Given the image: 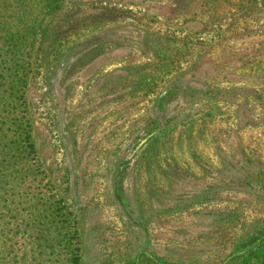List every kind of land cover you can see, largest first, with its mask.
<instances>
[{
    "label": "rangeland",
    "instance_id": "obj_1",
    "mask_svg": "<svg viewBox=\"0 0 264 264\" xmlns=\"http://www.w3.org/2000/svg\"><path fill=\"white\" fill-rule=\"evenodd\" d=\"M45 4L0 0V264H264V0Z\"/></svg>",
    "mask_w": 264,
    "mask_h": 264
},
{
    "label": "trees",
    "instance_id": "obj_2",
    "mask_svg": "<svg viewBox=\"0 0 264 264\" xmlns=\"http://www.w3.org/2000/svg\"><path fill=\"white\" fill-rule=\"evenodd\" d=\"M46 4L45 6L52 11H55L59 6H60V1L61 0H45ZM16 21V17L14 16H10V17H6V18H2L0 17V30H3L5 36L7 35V39L8 41L13 42L12 46L17 45L18 43H24L26 39H29V44L33 43L35 41V32H36V26H38L34 21H24V22H13ZM17 27V30H16ZM3 63L1 66V70L4 71L3 75H0V78L2 80V82L0 83V89L2 86H5L3 88V92L6 91H11L12 95H17L18 93H20L21 95H23V92L21 91L22 86H18L21 85V83H25V78H23L19 72V76L17 75V73L14 76H18V78L16 77H10L12 76V74H6L5 73V69L4 68V60H2L1 58V62ZM13 65H19V64H13ZM12 65V66H13ZM11 66V65H10ZM6 67V66H5ZM0 91V92H2ZM2 96H0L1 99ZM11 125V126H10ZM9 127L6 126L5 127V121L1 122L0 121V139H4L7 137V135H13V134H18V137L23 136L24 133H28V126L26 124H24L23 122H10ZM31 144H28V147H31ZM6 180L5 176H0V184L2 182H4ZM73 233L70 234H63L65 236H67L68 240L65 242V250L64 252L60 253L59 255L61 256V258H59L61 264H78V259L80 260V257L78 256V249L76 247V245L73 242L74 234L76 232V230H72ZM58 235H62V234H58ZM39 254L41 255L42 253L39 252ZM260 255V250H252L250 253L246 254L245 256L242 257L241 261L238 264H252L253 261L258 258Z\"/></svg>",
    "mask_w": 264,
    "mask_h": 264
}]
</instances>
